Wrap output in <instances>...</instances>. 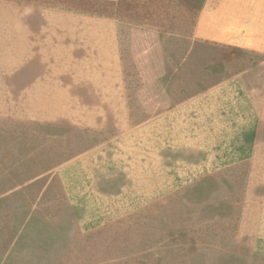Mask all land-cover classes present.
Segmentation results:
<instances>
[{"label": "rangeland", "instance_id": "374dc122", "mask_svg": "<svg viewBox=\"0 0 264 264\" xmlns=\"http://www.w3.org/2000/svg\"><path fill=\"white\" fill-rule=\"evenodd\" d=\"M30 7L113 21L132 105L150 109L153 94L178 103L236 80L264 116V0H0V26L11 8ZM7 86L0 82V264H264V121L254 161L91 228L55 173L96 139L24 120L23 97Z\"/></svg>", "mask_w": 264, "mask_h": 264}, {"label": "crops", "instance_id": "0c3cea01", "mask_svg": "<svg viewBox=\"0 0 264 264\" xmlns=\"http://www.w3.org/2000/svg\"><path fill=\"white\" fill-rule=\"evenodd\" d=\"M7 21L0 26V43L9 44L0 51V82L8 83V96L23 97L24 120L96 139L55 173L83 226L111 223L254 161L264 116L240 81L178 103L153 94L144 109L141 100L129 103L113 21L33 7L11 8Z\"/></svg>", "mask_w": 264, "mask_h": 264}]
</instances>
